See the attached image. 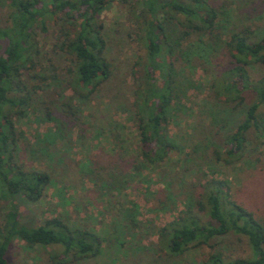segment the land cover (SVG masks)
Masks as SVG:
<instances>
[{"label":"rangeland","instance_id":"374dc122","mask_svg":"<svg viewBox=\"0 0 264 264\" xmlns=\"http://www.w3.org/2000/svg\"><path fill=\"white\" fill-rule=\"evenodd\" d=\"M211 2L222 12L223 38L247 26L264 30V0ZM140 10L134 2H114L99 15L102 56L110 77L90 96L82 97L68 58L53 46L62 39L60 21L45 20L44 32L36 28L39 65L22 73V96L29 93L30 104L12 116L18 135L15 154L23 170L45 172L51 181L39 201L20 202L21 222L39 226L45 219L59 218L72 230L85 229L101 239L99 256L68 258L64 264H202L206 248L171 256L159 231L191 203L198 183L210 180L228 186L233 200L264 218V142L250 146L232 165L211 155V143L222 141L213 138L210 126L225 134L243 117L222 112L226 107L214 97L211 82L226 71L229 61L224 51L209 60L210 65L179 74L178 97L167 115V131L178 150L155 170H140L138 175L133 170L141 159L135 113L143 84L138 71L146 55L138 30ZM7 11L0 7V24ZM164 15L173 13L166 9ZM261 73L264 66L253 68L255 77ZM204 134L205 146L199 143ZM110 173L125 181L121 189L112 188ZM5 210L0 202V222ZM237 238L242 241L234 236L218 239L215 250L228 258L248 257L245 239ZM60 253L58 247L29 248L16 239L8 259L15 264H60Z\"/></svg>","mask_w":264,"mask_h":264},{"label":"trees","instance_id":"16d2710c","mask_svg":"<svg viewBox=\"0 0 264 264\" xmlns=\"http://www.w3.org/2000/svg\"><path fill=\"white\" fill-rule=\"evenodd\" d=\"M114 2H134L141 7L138 30L146 55L138 71L143 84L135 113L141 143V159L133 167L137 175L140 170L159 168L178 150L167 131V115L172 100L178 97L180 72L210 65L209 60L221 51L229 61L226 71L211 82L214 97L226 107L222 112H240L243 117L225 134L210 126L213 138L222 141L211 143V155L223 165H232L250 146L264 142V73L253 74V68L264 66V30L247 26L223 38L222 12L211 0H0V7L8 9L0 24V202L6 206L0 222V264H15L8 253L16 239L29 248H60V264L68 258H94L102 252L101 239L95 233L72 230L59 218L45 219L39 226L21 222L20 202L39 201L51 179L45 172L23 170L18 164V135L12 116L21 115L30 104L29 93L22 96V73L39 65L35 62L39 55L36 28L44 32L45 20L62 23V39L53 46L68 58L69 72L76 78L75 87L84 92L82 97L90 96L110 77L102 56L103 26L98 17ZM166 9L173 15H164ZM247 99L249 104H245ZM227 126L231 127L223 128ZM204 136L199 141L203 146L208 143ZM109 177L112 188L125 185L115 174ZM196 191L181 215L159 231L168 254L175 257L190 248H206L202 264H264V218L258 219L233 200L229 187L220 181L198 183ZM228 236L239 241L237 237H243L249 256L228 258L215 250L218 239Z\"/></svg>","mask_w":264,"mask_h":264}]
</instances>
